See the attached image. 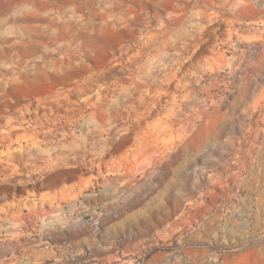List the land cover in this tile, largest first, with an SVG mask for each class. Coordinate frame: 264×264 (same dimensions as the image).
Masks as SVG:
<instances>
[{"label": "rangeland", "instance_id": "obj_1", "mask_svg": "<svg viewBox=\"0 0 264 264\" xmlns=\"http://www.w3.org/2000/svg\"><path fill=\"white\" fill-rule=\"evenodd\" d=\"M0 264H264V0H0Z\"/></svg>", "mask_w": 264, "mask_h": 264}]
</instances>
